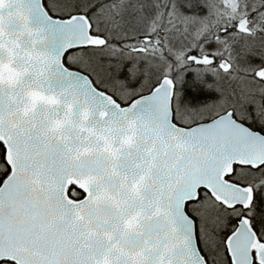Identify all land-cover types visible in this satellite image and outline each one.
<instances>
[{"label": "snow or ice", "instance_id": "1", "mask_svg": "<svg viewBox=\"0 0 264 264\" xmlns=\"http://www.w3.org/2000/svg\"><path fill=\"white\" fill-rule=\"evenodd\" d=\"M0 264H264V0H0Z\"/></svg>", "mask_w": 264, "mask_h": 264}]
</instances>
